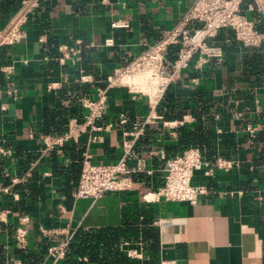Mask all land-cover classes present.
I'll use <instances>...</instances> for the list:
<instances>
[{
  "label": "crops",
  "instance_id": "1",
  "mask_svg": "<svg viewBox=\"0 0 264 264\" xmlns=\"http://www.w3.org/2000/svg\"><path fill=\"white\" fill-rule=\"evenodd\" d=\"M192 2L40 0L38 8L26 12L21 25L24 38L0 47V67L13 68L11 74L0 72V146L12 151L11 157L0 159V189L11 177L30 173L28 180L10 188V194H0V207L8 211V224L0 231V264H23L22 254L43 261L50 245L70 237L69 245L79 230L116 228L126 223L142 229L145 222L156 231L154 252L141 234L119 245L120 252L138 264H160L162 260H176L178 264H264V83L253 76L248 81L244 64L246 54L264 56V42L246 48L232 40L229 30H223L222 59L211 61L202 70L191 66L185 83L179 84L186 86L197 79L193 86L200 92L199 99H191L190 104H203L213 117L211 123L201 117L202 124L216 136L213 161L223 157L236 164L228 172L216 171L212 178L197 173L194 183L203 184L207 193L194 206L144 200L152 198L163 184V168L172 158L169 149L178 143V130L195 123L190 111L179 118L157 112L162 119L146 127L128 161L131 169L138 159L144 162L143 172L134 175L132 191L106 194L97 200L72 197L83 154H88L94 164L118 162L122 155L118 117L124 114L129 122L143 121L148 115L145 98L131 99L122 89L108 90V111L97 125L110 123L112 129L88 132L66 149L42 152L39 136L44 134V114L59 112L66 124L71 118H80L78 101L105 88L108 73L125 66L161 38ZM249 2L244 1L243 7ZM26 9L22 7L0 30ZM113 21H125L128 26L112 30ZM109 36L114 45L106 47L104 41ZM75 39L83 43L81 68L92 76V84H80L76 69L61 66L56 60L57 47L73 44ZM212 64L214 68L204 76ZM192 71L198 74L189 76ZM9 91L14 94L8 95ZM179 121L183 124L164 125ZM74 180L76 185L72 186ZM24 216L29 219L23 225L27 236L18 244L13 229ZM41 228L62 233L45 236ZM78 260L98 264L89 263L86 257Z\"/></svg>",
  "mask_w": 264,
  "mask_h": 264
},
{
  "label": "built area",
  "instance_id": "2",
  "mask_svg": "<svg viewBox=\"0 0 264 264\" xmlns=\"http://www.w3.org/2000/svg\"><path fill=\"white\" fill-rule=\"evenodd\" d=\"M193 0L190 6L176 19L172 27L158 40L148 44L145 50L125 66L115 67L105 77V88H99L93 96H83L78 102L81 110L80 118H71L66 130L60 135L39 136L42 152H50L63 147L67 143H78L88 132L108 131L112 124L103 127L97 125L108 111V90L122 89L131 99L145 98L148 115L140 122H129L121 114L118 125L121 127L122 155L114 164H94L88 154H83L81 171L76 190L72 197L75 200H97L106 194L132 191L135 187L134 175L144 170V162L136 161L134 168H129L128 161L132 155L134 145L145 134L146 127L162 117L158 115L157 108L162 102L171 85L184 84L186 71L193 68L202 70L213 60H221L223 49L219 45L210 44L221 30H229L232 40L246 48H256L264 42V31L260 25L264 24V0ZM40 0L23 2L27 9L18 14L11 24L0 30V47L13 45L25 36L21 25L25 21L26 12L39 7ZM250 15L255 16L251 18ZM111 29L125 28V21H113ZM43 39V38H41ZM230 43V40H226ZM104 45H114L112 36L105 39ZM83 43L75 39L73 44H60L57 47L56 60L61 66H70L76 69L77 80L80 84H92L93 78L81 68V54ZM173 57V58H171ZM11 66H1L0 72L11 74ZM193 84H197L194 78ZM12 96L14 92H7ZM183 122H164V125L175 127ZM249 133L253 130L249 129ZM12 156L9 148L0 146V159ZM235 162L223 157L209 161L202 155L197 147H189L181 154L165 162L163 184L152 198L146 201L187 203L194 206L202 195L207 193L203 184L197 185L194 179L197 173L203 178H212L216 171L228 172L235 166ZM30 173L21 177L13 176L9 184L0 189V194H10V188L28 180ZM241 195V192L238 191ZM18 199L17 195H13ZM8 211L0 207V231L7 222ZM29 219H19L20 225L14 227L13 236L18 244L24 243L27 229L23 226ZM42 235L52 236L61 234L58 229H40ZM70 237L64 241L50 245L41 264H59L64 260ZM19 264V263H14ZM160 264H178L176 260H162Z\"/></svg>",
  "mask_w": 264,
  "mask_h": 264
},
{
  "label": "trees",
  "instance_id": "3",
  "mask_svg": "<svg viewBox=\"0 0 264 264\" xmlns=\"http://www.w3.org/2000/svg\"><path fill=\"white\" fill-rule=\"evenodd\" d=\"M28 0H0V29L4 28L11 18L18 13L23 7V2ZM44 22L43 19H40ZM46 24V23H45ZM262 31L264 28L260 27ZM223 31V30H221ZM218 35L209 41L210 44L219 45L224 49L223 40L224 36ZM230 33V32H229ZM230 36V35H229ZM173 58V57H171ZM245 73H247L246 79L249 81L250 76H253L255 80H259L264 83V56L261 54H246L244 56ZM214 68V64L209 67V70L204 71V76H208L211 70ZM197 71H192L189 76H196ZM191 76V77H192ZM263 79V80H261ZM200 92L192 83L186 86L171 85L167 90L162 102L157 108V112L166 117H181L185 112L190 111L196 121L189 127H181L178 130V143L169 149L172 158L181 154L189 147H197L204 158L209 161H213L216 156V136L214 131L205 127L201 122V117L204 115L208 122H212L213 117L209 112V108L198 102L194 104L191 99H199ZM163 113V114H162ZM225 117V116H223ZM59 118V119H58ZM58 119V120H57ZM66 120L60 119L59 112H46L44 114V127L42 132L45 135H60L66 130ZM65 144L63 147L66 149ZM79 160V156L77 157ZM82 161V159H81ZM78 171L76 168L74 170ZM81 171V170H80ZM76 185L74 180L72 186ZM148 226L145 222V227L139 229L136 224H123L116 228H101L97 230L82 231L79 230L75 233L70 241L67 253L61 264H86L83 261H79V258L86 257L89 263L98 264H138V262L129 260L119 250V245L124 240H136L141 234L142 240H144L152 252L155 251V245L157 240L156 231ZM21 261L23 264H40L41 257L35 258L27 254H22ZM143 264H147L144 262Z\"/></svg>",
  "mask_w": 264,
  "mask_h": 264
}]
</instances>
